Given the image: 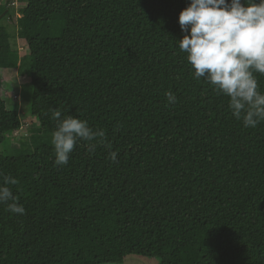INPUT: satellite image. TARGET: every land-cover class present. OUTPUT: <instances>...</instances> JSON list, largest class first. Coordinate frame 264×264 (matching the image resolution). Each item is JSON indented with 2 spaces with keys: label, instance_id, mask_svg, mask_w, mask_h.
Wrapping results in <instances>:
<instances>
[{
  "label": "trees",
  "instance_id": "obj_1",
  "mask_svg": "<svg viewBox=\"0 0 264 264\" xmlns=\"http://www.w3.org/2000/svg\"><path fill=\"white\" fill-rule=\"evenodd\" d=\"M12 48L0 24V143L21 126L2 76L29 77L39 122L0 180V264H264V122L245 128L228 98L196 80L178 43L190 0H19ZM9 0L0 3V16ZM264 92V75L255 73ZM176 97L168 103L167 92ZM105 133L54 165V111ZM109 152L117 154L116 161Z\"/></svg>",
  "mask_w": 264,
  "mask_h": 264
},
{
  "label": "clouds",
  "instance_id": "obj_2",
  "mask_svg": "<svg viewBox=\"0 0 264 264\" xmlns=\"http://www.w3.org/2000/svg\"><path fill=\"white\" fill-rule=\"evenodd\" d=\"M178 24L184 35L176 40L185 54L192 76L204 80L218 94L228 98L231 115L245 128L264 122V92L259 90L255 73L264 75V0H190L178 13ZM168 103L176 102L172 92ZM57 121L51 133L54 165H67L79 142H86L89 152L103 142L102 129L73 115ZM117 154L109 152L116 161ZM18 181L11 176L0 180V204L12 214H24L8 185Z\"/></svg>",
  "mask_w": 264,
  "mask_h": 264
},
{
  "label": "rangeland",
  "instance_id": "obj_3",
  "mask_svg": "<svg viewBox=\"0 0 264 264\" xmlns=\"http://www.w3.org/2000/svg\"><path fill=\"white\" fill-rule=\"evenodd\" d=\"M3 1L7 0H0V3ZM24 6L25 3L19 0H9L7 10L0 16V24L6 26L10 33L12 48L16 49L20 56H24L28 52L25 40L17 36V17L20 15V9ZM29 80L27 76H19L16 69L10 70L2 76V94L7 101V107L16 109L21 119L20 128L0 143V153H5V155H14L19 152L22 149L20 143L28 142V138L33 134L32 130L40 125L38 120L30 114L31 87L28 84ZM102 264H160V260L156 257L130 254L120 263Z\"/></svg>",
  "mask_w": 264,
  "mask_h": 264
},
{
  "label": "water",
  "instance_id": "obj_4",
  "mask_svg": "<svg viewBox=\"0 0 264 264\" xmlns=\"http://www.w3.org/2000/svg\"><path fill=\"white\" fill-rule=\"evenodd\" d=\"M3 3H4V1H3Z\"/></svg>",
  "mask_w": 264,
  "mask_h": 264
}]
</instances>
